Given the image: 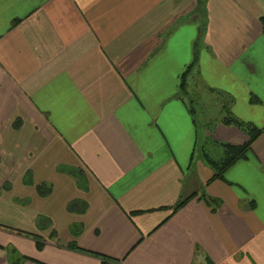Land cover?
I'll return each mask as SVG.
<instances>
[{"label":"crops","instance_id":"crops-1","mask_svg":"<svg viewBox=\"0 0 264 264\" xmlns=\"http://www.w3.org/2000/svg\"><path fill=\"white\" fill-rule=\"evenodd\" d=\"M197 5L0 0V264H264V0H206L204 30ZM211 90L263 132L209 182L203 141L247 139L197 126Z\"/></svg>","mask_w":264,"mask_h":264},{"label":"trees","instance_id":"trees-1","mask_svg":"<svg viewBox=\"0 0 264 264\" xmlns=\"http://www.w3.org/2000/svg\"><path fill=\"white\" fill-rule=\"evenodd\" d=\"M196 12L204 13L206 12V0H198V5L196 8ZM263 30H264V16L261 18ZM204 30V28H203ZM198 63V52L197 49L195 50V55L192 63L186 68L185 72L181 76V84H180V90L184 94H188L189 91L187 89V77L189 75L190 70L195 67ZM216 91V90H211ZM216 95L219 97L218 100L220 101L221 108L223 111V119L221 122L227 125H235L239 129H241L246 135L247 139L242 144H234L231 142H224L214 139L213 137H208L207 141L202 143V146L200 147L201 155L204 159V161L207 163V165L213 170L212 177L208 180L209 182L216 180V179H225V173L229 168H231L233 165H235L238 161L246 159L248 157L249 152L252 149V145L255 142V140L261 135L263 132V128H259L254 123L248 122L245 120H242L235 116L230 109L231 104V96L226 94L222 91H216ZM252 101H259L257 98L253 97ZM199 101L195 99L194 96H188V104H189V110L194 120L198 124L197 118H199V121L203 122V110L200 107H198ZM199 110L201 111V118L199 116ZM71 173L72 175H75L79 179V183L81 187H84V177L79 173L77 169L74 168H65L60 167V170H65ZM79 173V174H78ZM26 183H33L31 174H27L25 178ZM37 191L42 196H46L52 192V185L50 183H41L37 185ZM205 198V195L203 196ZM207 203L215 207L214 204L216 203V199L212 198H205ZM185 202H182L178 205H183ZM69 211L71 212H80L83 213L87 209V203L82 200H75L72 201L68 206ZM81 227L79 224H73L71 226V232L75 235L79 234ZM37 246L38 248L43 247V243L40 239L37 240ZM106 260L108 259L107 256H104Z\"/></svg>","mask_w":264,"mask_h":264},{"label":"rangeland","instance_id":"rangeland-1","mask_svg":"<svg viewBox=\"0 0 264 264\" xmlns=\"http://www.w3.org/2000/svg\"><path fill=\"white\" fill-rule=\"evenodd\" d=\"M201 15H202V26L203 28L206 26V13H202L201 12ZM208 99L210 98V96L207 95V97L203 98L201 101H200V106L203 107L201 108L202 110H204L205 108H209V110L211 112H213L211 115L215 114L216 116H219L221 114H223V111H222V108H221V104H220V101L219 100H216V101H213L211 103H206L205 99ZM199 116H200V120H202L201 118V111L199 110ZM199 120V118H197ZM201 129V134H204V128L203 127H200Z\"/></svg>","mask_w":264,"mask_h":264}]
</instances>
